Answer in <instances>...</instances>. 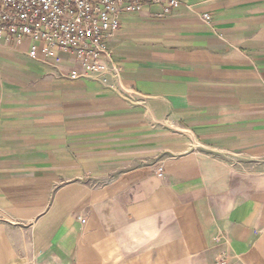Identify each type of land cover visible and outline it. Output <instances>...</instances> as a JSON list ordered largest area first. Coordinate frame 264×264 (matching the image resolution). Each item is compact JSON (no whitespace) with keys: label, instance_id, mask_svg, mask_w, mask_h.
I'll use <instances>...</instances> for the list:
<instances>
[{"label":"crops","instance_id":"crops-1","mask_svg":"<svg viewBox=\"0 0 264 264\" xmlns=\"http://www.w3.org/2000/svg\"><path fill=\"white\" fill-rule=\"evenodd\" d=\"M178 1L99 72L0 40V264H264V0Z\"/></svg>","mask_w":264,"mask_h":264},{"label":"built area","instance_id":"built-area-1","mask_svg":"<svg viewBox=\"0 0 264 264\" xmlns=\"http://www.w3.org/2000/svg\"><path fill=\"white\" fill-rule=\"evenodd\" d=\"M164 14L178 0H149ZM146 0H0V40L14 47L29 45L31 60L54 59L59 52L73 55L89 71L99 72L109 59L108 42L122 18L140 13ZM210 23L209 15L202 16ZM78 79L77 74H72ZM162 176V169L159 170ZM225 264V263H223Z\"/></svg>","mask_w":264,"mask_h":264},{"label":"rangeland","instance_id":"rangeland-1","mask_svg":"<svg viewBox=\"0 0 264 264\" xmlns=\"http://www.w3.org/2000/svg\"><path fill=\"white\" fill-rule=\"evenodd\" d=\"M23 46H26V44H25V45H23ZM23 46H22V47H23Z\"/></svg>","mask_w":264,"mask_h":264}]
</instances>
